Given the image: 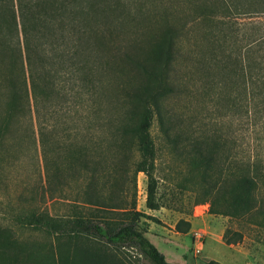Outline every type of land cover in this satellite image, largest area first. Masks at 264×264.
<instances>
[{
	"label": "trees",
	"instance_id": "16d2710c",
	"mask_svg": "<svg viewBox=\"0 0 264 264\" xmlns=\"http://www.w3.org/2000/svg\"><path fill=\"white\" fill-rule=\"evenodd\" d=\"M145 1L0 0V154L29 149L35 126L45 195L69 209L50 215L30 210L19 218L18 229L45 231L54 237L49 243L22 238L0 224V264H130L129 249L151 264H172L139 226L140 219L159 220L136 209L139 173L147 179L146 208L164 207L157 198V150L150 133L155 116L162 150L178 162L176 176L184 177L175 185L194 196L193 206L208 205L209 214L264 227V158L237 159L227 145L231 132L189 131L163 110L175 93L171 75L186 25L170 23L173 13L165 9L160 31L145 32ZM181 2L196 7L193 21L205 29L198 41L209 45L194 52L197 76L223 78L229 116L244 108L245 116L264 122V21L250 20L264 18V0ZM240 17L249 21L238 26ZM131 19L139 22L127 31ZM139 31L143 39L116 40L120 32L124 37ZM128 70L133 79H125ZM172 170L160 184L172 183ZM22 202L29 200L22 196ZM190 228L186 219L175 225L181 234ZM229 231L223 242L237 244L241 234Z\"/></svg>",
	"mask_w": 264,
	"mask_h": 264
},
{
	"label": "rangeland",
	"instance_id": "374dc122",
	"mask_svg": "<svg viewBox=\"0 0 264 264\" xmlns=\"http://www.w3.org/2000/svg\"><path fill=\"white\" fill-rule=\"evenodd\" d=\"M126 7L131 11L132 16L136 15L134 5L126 2ZM194 8L196 7L189 3L183 4L181 0H154L153 2L146 0L143 6L145 18L140 21V26L146 27L145 32L160 31V15L165 9L173 13L169 19L170 23L176 27L186 25L184 35L178 41L179 51L181 50L180 57H176L171 75L176 88L175 93L162 103L163 110L173 118L180 120L182 128L189 131L209 129L211 132L215 131L223 135L231 132L232 139L231 142H227V145H231L237 159H253L256 156L264 158V122L256 119L251 113L248 117L245 116L244 108L237 112L239 115L229 116L226 102L223 99V95H227L226 90L222 91L223 78L217 75L197 76L194 52L199 50L206 52L209 45L205 41H198V38L203 36L205 29L193 21ZM123 10L124 7L121 5L119 11ZM117 13L119 15V12ZM250 20L264 21V18ZM246 21H249L248 18H238V26ZM138 22L133 19L129 20L124 26L125 30H133ZM120 33L116 40L121 44L135 37L143 39L140 31L136 34L129 32L130 35L124 37H122V32ZM112 68H114V64H112ZM133 76L128 70L124 77L126 80H130L133 79ZM227 92L230 93V91ZM231 93L234 95V92ZM150 133L157 150L156 175L159 179L157 198L164 207L155 211L146 208L147 179L143 173H139L136 177V209L159 220L158 223H155L140 219L139 226L142 229H147L145 236L152 241L159 252L166 255V261L172 264H206L210 260L221 264H264V227H259L248 221L228 220L222 217L224 219L223 228L212 232L207 230L206 234L201 232V244L196 243L194 236L195 232H200L197 226L193 228L191 225L187 234L176 233V223L180 219L192 220L195 213L196 216L200 215L201 209L195 210L200 205L193 206L194 196L181 191L175 185L184 177L176 176L178 162L173 160L166 150H162L164 144L160 137V127L156 116L152 122ZM34 136L36 141L29 149L21 150L16 155L14 153L9 157L0 154V224L11 226L22 238L30 236L38 243H49L53 241L54 237L49 236L45 231L18 229L17 227L19 218L30 210L35 215L69 212L65 203L51 201L45 195L44 163L35 126ZM113 163L120 165L117 158L113 160ZM170 168L173 169L171 171L172 183L160 184V177L168 176ZM113 173L115 174V172ZM125 177L127 178L126 190H129L131 173H127ZM76 188L74 186L71 189L70 196L76 193ZM127 193L129 194L128 191ZM22 196L28 198L29 202H22ZM124 198L129 200V195ZM191 207L192 213L188 215L187 212ZM226 227H229L231 236L235 232L241 234V240L237 244L226 245L223 242L222 236ZM196 247L200 249L199 253L195 252ZM126 258L130 264H151L148 260L137 256L134 249L128 250Z\"/></svg>",
	"mask_w": 264,
	"mask_h": 264
},
{
	"label": "crops",
	"instance_id": "0c3cea01",
	"mask_svg": "<svg viewBox=\"0 0 264 264\" xmlns=\"http://www.w3.org/2000/svg\"><path fill=\"white\" fill-rule=\"evenodd\" d=\"M197 208L201 209L200 215L196 216V213H195L192 220H188L193 228L197 226L199 231L204 233V234H206L205 231H207V230L212 232L213 230L216 231V229L223 228L224 219L222 218V216H216V215L209 214L208 213V205H200V206L196 207L195 210H197ZM176 233H178V232H176ZM145 235H146V233H145ZM145 237L147 238V236H145ZM149 241L152 243L151 240H149Z\"/></svg>",
	"mask_w": 264,
	"mask_h": 264
},
{
	"label": "built area",
	"instance_id": "2783aa9c",
	"mask_svg": "<svg viewBox=\"0 0 264 264\" xmlns=\"http://www.w3.org/2000/svg\"><path fill=\"white\" fill-rule=\"evenodd\" d=\"M201 235H202L201 232H195V233H194V236H195V238H196V243L201 244V242H200ZM195 252H196V253H199V252H200V249H199L198 247H196V248H195Z\"/></svg>",
	"mask_w": 264,
	"mask_h": 264
}]
</instances>
